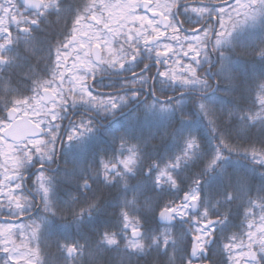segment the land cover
Returning a JSON list of instances; mask_svg holds the SVG:
<instances>
[{
	"label": "snow or ice",
	"instance_id": "1",
	"mask_svg": "<svg viewBox=\"0 0 264 264\" xmlns=\"http://www.w3.org/2000/svg\"><path fill=\"white\" fill-rule=\"evenodd\" d=\"M114 8L119 9L118 14H114ZM139 9L144 14H139ZM257 15H264V0H199L195 7L188 0H168L163 5L156 0H125L115 5L108 0H75L74 6L68 7L63 0H0V84L8 85L0 95V143L12 141L7 145L10 160L0 163V214L26 216L31 221L11 227L0 225V264H105L104 258L110 254L117 256L116 264H121L122 257L131 264L134 255H158V264H218L210 256L217 229L224 232L226 241L219 248L223 257L219 264H264V189L253 194L246 191V177L226 175L223 192L205 194L202 190L213 173L224 175L225 150L242 153L253 165L264 169V141L257 145L245 140L257 125L264 127V79L249 85L248 104L243 85L226 63L223 47L240 25ZM51 16L56 20L51 21ZM69 19L71 30L56 46L39 38L37 29L61 22L66 27ZM144 52L150 56L141 66L138 59ZM213 54L216 63L211 62ZM257 55L264 57V48ZM31 56L46 61V67L39 69L38 64L34 67L26 63ZM69 58L73 60L70 67ZM131 65L139 71H130ZM153 68L157 69L154 75H145ZM97 71L122 75L120 91L94 95L87 80L95 78ZM9 72L26 77L29 88L11 87L12 81L5 79ZM41 72L51 78L44 79ZM65 81L69 84L67 90ZM157 81L199 89L194 102H198L200 112L217 135L215 149L202 157L200 142L189 136L174 157L144 164L143 145L122 137L117 153L102 158L90 175L78 181L79 195L72 197L71 206L55 209L50 169L55 163L57 144L93 132V116L114 113L130 99L139 97L145 88L156 97L161 110H167L178 101L160 96ZM213 89L239 96L240 102L227 110L214 107L205 100V93ZM29 91L33 95H24ZM77 105L86 106L88 112L62 131L63 114ZM29 112L35 119L25 120L30 131L21 136L17 118L27 117ZM34 162H38L39 171L35 181L30 182L34 190L29 191L24 170ZM190 163H195L198 170L182 187L180 172ZM138 173L149 181L143 188L130 184L129 177ZM100 178L103 185L120 188L118 230H104L83 243L46 240L40 223L30 215L37 198L45 212L79 220L101 210L107 188L97 187ZM168 190L181 194L175 199H163L162 194ZM148 201H153L154 206L147 207ZM234 207L242 209V219L239 228L231 231ZM145 213L158 215L166 222L165 227L146 231L142 224ZM176 220L188 225L183 239L170 226ZM13 236L21 242L17 244ZM46 241L56 249L57 255L51 261L39 258L40 245ZM144 264L150 262L145 260Z\"/></svg>",
	"mask_w": 264,
	"mask_h": 264
},
{
	"label": "trees",
	"instance_id": "2",
	"mask_svg": "<svg viewBox=\"0 0 264 264\" xmlns=\"http://www.w3.org/2000/svg\"><path fill=\"white\" fill-rule=\"evenodd\" d=\"M70 2H75V0H69ZM69 31L71 30L72 21L68 20ZM245 55H244V71L235 73V76L238 77L241 84L243 85L244 97L247 100L248 104H251V99L249 97V85L254 83L257 80H260L256 70L254 69V41L248 40L244 45ZM150 55L142 54L138 59V63L143 65L144 62H147L146 59ZM135 68L136 65H133ZM167 85V83H165ZM166 87V86H165ZM183 91V90H180ZM170 90L168 87L165 88V95H169ZM216 95L205 96V100L212 104L214 107L221 109H232L237 103L240 102L239 96H230L224 93L223 90H218L215 93ZM193 96H180L178 99H175L176 103L168 107L167 110L162 112L161 105L157 102H154L148 108L147 113H141L140 115H135L131 122L132 125L128 128L123 127L122 129L110 128L101 129L99 141L97 147H99V152L90 153L87 155V159L84 162L83 177L88 174H91V170L96 168L102 158H108L117 153L118 143L120 138H125L130 140L133 143H140L143 145V163H150L152 160L163 161L168 158L174 157L178 154L183 148L184 138L189 136H194L200 142V152L202 157H207L215 149L217 144V135L212 131L208 125L207 120L204 118L203 114L198 108V102H194ZM157 106H159L157 108ZM107 130V132H104ZM250 139L253 143L257 145L259 142L264 141V131L258 128V125L252 130L249 136H245V140ZM225 159L223 163L224 175L220 173H213L210 181L203 186V192L216 193L219 194L227 187L226 175L230 176H244L247 180V190H251L255 194L258 190L264 189V169L259 168L252 164L251 160L245 157L242 153H230L225 150L224 152ZM77 169V167L75 166ZM85 170V171H84ZM198 170V166L195 163H190L185 166V168L180 172L181 180L183 181L182 187H185L190 183L191 177ZM82 178V177H81ZM77 177L73 180H70L68 184V193L76 196L79 195V183L81 179ZM130 184L143 188L146 184L149 183L146 177L142 174H137L136 176L129 177ZM98 188L105 187L107 192L105 197L101 202V210L94 211L91 216H85L79 221L83 220L82 223H75V227L82 226L84 228V240H93L94 239V228L96 226L101 227H119V205L118 200L121 201V198H118L117 194H120V188L118 186H109L103 185L102 178L97 185ZM181 193L177 190H168L162 194L163 199H175ZM117 200L111 198L115 196ZM160 199V197H157ZM114 204L109 211H105L104 207L109 206L108 203ZM72 202V197L70 198ZM147 207H153L154 202L148 201ZM57 207V206H56ZM59 209H63L61 206ZM108 212V213H107ZM66 217L61 215H56L55 220L60 225L63 224V221ZM68 218L72 219L70 216ZM232 224L230 226L231 231H235L239 228L241 219H242V209L233 208L231 211ZM142 224L146 231L149 233L159 231L165 224H161L157 220V215L151 213H145L142 218ZM172 231L180 234L183 239V233L187 231L188 225L183 220H176L174 224L170 225ZM75 229V228H74ZM77 232V229H75ZM54 234L60 235L61 233L55 230ZM224 232L221 229H217V239L214 243L210 245L211 249V258L219 262L223 259L222 255L219 253V248L223 241ZM60 239H53V242H58ZM49 241V239H48ZM187 241H185L186 243ZM55 248V247H54ZM49 242H45L42 246L43 253L47 254L49 259ZM180 254L183 255V246L179 250ZM53 259L50 258L49 261ZM161 257L158 255H153L152 257H143V256H132L131 264H144L145 260H148L150 264H158ZM111 260V259H110ZM105 264H113L111 262H105ZM116 264V260L114 261ZM121 264H127L126 260L123 258Z\"/></svg>",
	"mask_w": 264,
	"mask_h": 264
},
{
	"label": "flooded vegetation",
	"instance_id": "3",
	"mask_svg": "<svg viewBox=\"0 0 264 264\" xmlns=\"http://www.w3.org/2000/svg\"><path fill=\"white\" fill-rule=\"evenodd\" d=\"M114 5L117 3H123L125 0H110ZM19 2V0L17 1ZM156 2L160 3L163 5L164 3L168 2V0H156ZM189 3L193 7L197 6L199 0H188ZM232 3H234V0H231ZM63 3L66 7L68 6H74L75 2H70L69 0H63ZM23 11V10H21ZM139 13L144 14L143 9L138 10ZM149 16H151V13H148ZM263 20L260 23L256 24V29L254 31V69L256 70L258 77L260 79H264V57H261L257 55V53L260 51V49L264 48V15L262 16ZM51 21H55L56 17L51 16L49 17ZM179 19H183V17H179ZM226 19V18H225ZM241 20L243 19L242 17L240 18ZM243 26L244 24L240 25L232 34V36L229 38V40L224 44V50L227 56V61L226 63L228 64L229 62H233L232 66V73L235 75V73L238 72H243L244 71V31H243ZM187 28L188 25H185ZM69 31V23L67 21V26L65 27V23L61 22L60 24H53L49 26L48 29L45 28H40L37 29V34L39 35V38L42 41L48 40L53 46H56L57 41L63 40L64 35L66 32ZM15 34V32H14ZM181 37H183L184 33L180 34ZM23 49L21 48V52ZM148 52H144V54H147ZM150 55V53H148ZM42 55H46V53H43ZM72 59L69 58L67 61L68 66H71ZM217 57L215 54L212 55L211 57V62L216 63ZM26 63L32 64L34 67L38 64L39 69H44L46 67L47 62H41L39 56H31ZM147 63V62H146ZM171 64L172 62L169 61ZM235 63V65H234ZM207 67V65H205ZM63 70V69H62ZM129 70H137V67H133V65L130 66ZM157 71L156 68H153L152 73H146L145 75H154L155 72ZM41 76H43V72L40 73ZM209 74H211V69ZM44 79H50V74L49 76H43ZM6 80H11V87H16L18 86L21 90H26L29 88L30 82L27 80L26 77L21 75L20 73L13 74L9 72V74L5 77ZM124 83V77L117 76V75H111V74H101L99 76H96L95 78L92 79V81L89 82V85L93 86V93H96L97 95H103L107 96L110 94H115L117 91H120L122 85ZM8 85L0 84V95H3V89L7 87ZM169 88L170 92L168 96L171 97H178V90L181 93L182 89H184L186 92H192L193 96H197V93L199 92V89H194L190 90L189 88H182L180 85L173 84H161L159 81L156 83V91L160 96L165 95V88ZM64 88L67 90L68 88V82L65 81L64 83ZM214 90V89H213ZM217 90V89H216ZM212 91V90H211ZM211 91H208L207 93H210ZM205 93V95L207 94ZM213 93V92H212ZM24 95H33L32 92H26ZM153 101H156V97L149 94L148 90L145 88L144 90L141 91V95L136 98L130 99L126 104L122 105L120 109L116 110L114 113H112L109 116L106 115H101V114H96L92 118L94 119V130L93 132L89 133V136H92V150L96 151L97 148L95 144L99 141L100 133H101V127H107L109 125H115L116 122L120 121H129L131 117L134 115V112L140 111L143 112L147 110L148 106L153 103ZM34 103L37 104L38 107H42L38 103L37 100H34ZM88 112L87 107L77 105L73 108H70L69 111L62 116V131L66 130L71 126V124L81 118V116L85 115ZM29 119L34 120L35 117L31 112L28 113ZM22 117H18V121L20 122V119ZM23 123V122H20ZM12 143V141L8 140L5 143H1L0 146V163H4L7 160H10V156L5 154L3 152V149L5 145H8ZM90 142H87L86 145L85 143H81L80 138L72 140V141H67L66 139L63 140L62 142L57 144L56 148V155H55V163L52 165L50 172L52 176L54 177L53 180V189H52V194H51V200H52V205L55 206L56 203L62 201V206L64 207H69V197L70 195L67 192L68 189V184L70 179H73L76 174L74 171L73 167V162L72 160L75 157L74 155L78 152V148L82 145V147L88 146ZM94 144V145H93ZM36 163L34 162L32 165H29L24 171H25V176L28 178L25 181L26 187L29 188V191H33L34 189L30 187V182L35 181L36 176L35 173L39 171V169L36 167ZM2 171V169H0ZM37 206H34L30 210V215L32 219L36 220L37 223H40L41 228L43 225H47L48 228V239L49 241L53 242V239H60V242H81L83 243L84 240V234L83 230L84 228L82 226L78 227H67L66 225L69 224L71 221L70 219H66L64 221V225L61 227V234L56 235L54 234L52 226V218H53V212H45L42 206H39V198H37ZM9 222L5 224V222ZM73 221V220H72ZM23 222L24 224L31 223V221L28 219V217L23 216V217H14V216H5L3 214H0V225H5V227H11L14 224H19ZM78 223H81V221H78ZM77 229V232L75 229ZM119 227H99L96 226L94 228V237H96L99 233L103 232L104 230H112L116 231L118 230ZM3 229H0L2 231ZM13 232H15V228L13 227ZM43 236V235H42ZM44 237V236H43ZM27 238V234H25V241ZM45 238V237H44ZM13 239H16V242L19 243L21 242L20 239H18L16 236H13ZM44 243H42L43 246ZM32 246V245H30ZM49 248L51 249L49 251V259L54 258L57 253L56 249L54 246L49 242ZM39 254L43 255L42 257H39L41 260L44 259V253L42 251V247L39 249ZM211 254V252H210ZM0 255H3L0 253ZM126 260V263L128 261L127 257H122V259ZM58 259V257H57ZM111 259V260H110ZM105 262H111L114 264V261L117 260V256L115 254H110L109 256H106L104 258ZM222 261V260H221Z\"/></svg>",
	"mask_w": 264,
	"mask_h": 264
},
{
	"label": "rangeland",
	"instance_id": "4",
	"mask_svg": "<svg viewBox=\"0 0 264 264\" xmlns=\"http://www.w3.org/2000/svg\"><path fill=\"white\" fill-rule=\"evenodd\" d=\"M108 2H110V3H112L110 0H108ZM113 4V3H112ZM113 12H114V14H118L119 13V9H117V8H114L113 9ZM139 13V12H138ZM139 14H141V13H139ZM263 15H257L254 19H252V20H249L248 22H246V23H244V26H243V31H244V37H246V40H245V42H244V45L246 44V42L249 40H251L252 41V39H253V35H254V31H255V29H256V24L258 23V21L261 23L262 22V20H263V17H262ZM244 54H245V51H244ZM72 63H73V61H72ZM72 63H71V65H72ZM234 65H235V63H234ZM228 66L230 67V69H232V66H233V62H229L228 63ZM78 74V73H77ZM98 74H101L99 71H97V73H96V75H98ZM90 79V78H89ZM89 79L87 80V83H88V81H89ZM68 87H69V84H68ZM84 107H86V106H84ZM161 110V109H160ZM146 112H148V111H146ZM162 112H164V110H162ZM145 113V112H144ZM101 115H106V116H109V115H111L112 113H106V114H103V113H100ZM129 121H126V124H127V126L129 125V126H131L132 125V123H128ZM117 128V129H122L123 127H125V124H116L115 126H114V128ZM258 128L260 129V130H263L264 131V127H261L260 125H258ZM80 140H81V143H85L84 145H86L87 144V142H90L89 144H88V146H86V147H82V145L77 149L78 150V152L74 155L75 157H73L74 159L72 160V162L75 164V166L78 168V170H80L82 173H83V169H84V162H85V160L87 159V155H88V153L90 152V147H91V145H92V136H89V134H87V135H85V136H83V137H80ZM3 152L6 154V153H8V147H7V145H5V147H4V149H3ZM73 167H74V165H73ZM76 171V170H75ZM85 171V170H84ZM118 196V198H121L120 197V194H117ZM111 198H113V199H115L116 198V195L115 196H111ZM115 200H117V199H115ZM113 201H111L110 203H108V205L109 206H105L104 207V210L105 211H109V209H111V207L114 205V204H116V203H112ZM120 200H118V204H116V205H119L120 206ZM63 204H62V201L61 202H59L57 205H55V207H56V209L57 210H60L59 208L62 206ZM71 206V204L69 203V207ZM108 213V212H107ZM54 214V213H53ZM41 231H42V233L44 232V229H43V227L41 228ZM26 240H27V238H26ZM25 242H27V241H25ZM20 243V242H19ZM19 243H17V244H19Z\"/></svg>",
	"mask_w": 264,
	"mask_h": 264
},
{
	"label": "water",
	"instance_id": "5",
	"mask_svg": "<svg viewBox=\"0 0 264 264\" xmlns=\"http://www.w3.org/2000/svg\"><path fill=\"white\" fill-rule=\"evenodd\" d=\"M26 119H27V118H22V119H20V122H25ZM29 131H30V129H29V126H28L27 123H20L19 132H18L19 135H21V136L26 135V134H28ZM157 218H158V221H159L160 223H164V224H166V222L162 221V220L159 218V216H157ZM174 222H175V221H172L171 224L174 223Z\"/></svg>",
	"mask_w": 264,
	"mask_h": 264
}]
</instances>
